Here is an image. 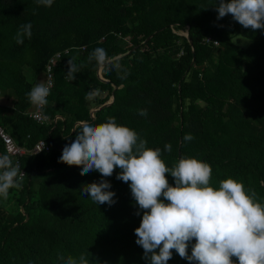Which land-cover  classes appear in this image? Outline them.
Wrapping results in <instances>:
<instances>
[{"label":"trees","instance_id":"trees-1","mask_svg":"<svg viewBox=\"0 0 264 264\" xmlns=\"http://www.w3.org/2000/svg\"><path fill=\"white\" fill-rule=\"evenodd\" d=\"M218 3L54 0L44 7L37 0H0V95L5 97L0 124L27 151L37 140L48 146L19 158L25 173L21 186L0 199V264H65L82 253L90 264H148L134 232L144 210L132 197L130 182L116 179L120 169L104 178L116 203L97 205L81 195V187L99 182L101 174L80 175V167L58 162L82 122L99 125L115 117L146 140L147 148L161 149L167 167L181 157L207 162L210 186L218 189L220 181L233 178L264 204V29L244 28L231 14L218 20ZM28 22L32 37L18 45L14 36ZM236 35L249 42L234 43ZM206 37L217 45L204 42ZM98 47L119 60V74L100 68L98 77L95 62L88 61ZM56 52L61 56L42 109L49 121L39 124L27 116L33 80L24 69L44 77L45 63ZM70 58L80 69L72 81L65 78ZM125 71L126 78H119ZM93 89L97 95L86 100ZM140 109H147V116H140ZM189 133L194 139L185 142ZM167 143L171 153L164 151ZM166 177L175 186L174 178ZM194 243L189 242V255ZM172 251L167 264H190Z\"/></svg>","mask_w":264,"mask_h":264},{"label":"clouds","instance_id":"clouds-1","mask_svg":"<svg viewBox=\"0 0 264 264\" xmlns=\"http://www.w3.org/2000/svg\"><path fill=\"white\" fill-rule=\"evenodd\" d=\"M53 2L37 0L44 7H51ZM215 7L218 20L231 14L244 28L264 29V0H219ZM31 37L32 24L28 22L20 26L14 40L21 45ZM88 61L106 72L115 69L119 74L121 70L119 60L108 57L103 48L89 53ZM68 66L65 78L72 81L80 69L73 58ZM126 76L125 71L119 78ZM49 94L50 89L38 83L26 95L32 105L43 108ZM95 95L96 91L90 90L85 99L91 101ZM138 114L147 116V109L138 110ZM81 128L75 140L64 146L58 162L80 167V175L93 171L101 174L99 182L81 187V195L97 205L116 203L115 193L109 191L111 183L104 178L120 169L116 179L130 182L132 197L144 210L134 232L148 264H167L172 250L190 264H233L232 257L238 264H264V204L257 202L253 190L246 191L243 183L233 178L220 181L218 189L210 186L212 168L196 158L181 157L167 167L161 149L147 148L146 140L129 127L118 125L115 117L99 125L82 122ZM193 139L190 133L183 137L185 142ZM164 151L171 153L172 145L165 144ZM23 174L8 155L0 156V199L6 200L11 188L21 186L19 177ZM166 174L174 178L175 186L169 185ZM58 258L65 259L62 255ZM65 264L90 262L82 253L78 260L69 256Z\"/></svg>","mask_w":264,"mask_h":264},{"label":"built area","instance_id":"built-area-1","mask_svg":"<svg viewBox=\"0 0 264 264\" xmlns=\"http://www.w3.org/2000/svg\"><path fill=\"white\" fill-rule=\"evenodd\" d=\"M204 42H206V43L212 42L213 45H217V41L212 40L210 37H206L204 39ZM81 49H83V47H81ZM64 52H66V50H64ZM60 56H61V54L59 52H56L53 55H51L45 63V69L43 72V76H44L43 77V84L46 87H48L49 89L52 87V84H53L52 67H53L54 63L60 58ZM42 109L43 108H38V107L33 105V108L27 112V116L39 124L47 123L49 121V119L46 115L43 114ZM0 141L2 144V148H3V151L0 152V156L8 155L11 158L12 165L14 167H17L18 169H20L21 172H24V171L20 167L19 158L23 154H25V153H38L40 151L48 150V146L46 145V143L43 140H37L28 151L24 147L16 145V143L13 141L11 136L3 129L1 124H0ZM23 175H21L19 177V180L23 177Z\"/></svg>","mask_w":264,"mask_h":264},{"label":"rangeland","instance_id":"rangeland-1","mask_svg":"<svg viewBox=\"0 0 264 264\" xmlns=\"http://www.w3.org/2000/svg\"><path fill=\"white\" fill-rule=\"evenodd\" d=\"M180 34L185 36L186 32L182 31ZM232 41L234 43H237L240 46H245L249 42V39L242 37V36H239V35H236L235 37L232 38ZM24 74L28 80H33L32 88L38 83H43V77L41 74L37 75L36 77H33L32 72L30 70H28L27 68L24 69Z\"/></svg>","mask_w":264,"mask_h":264},{"label":"crops","instance_id":"crops-1","mask_svg":"<svg viewBox=\"0 0 264 264\" xmlns=\"http://www.w3.org/2000/svg\"><path fill=\"white\" fill-rule=\"evenodd\" d=\"M5 102V97L0 95V103H4Z\"/></svg>","mask_w":264,"mask_h":264},{"label":"water","instance_id":"water-1","mask_svg":"<svg viewBox=\"0 0 264 264\" xmlns=\"http://www.w3.org/2000/svg\"><path fill=\"white\" fill-rule=\"evenodd\" d=\"M185 36H186V35H185ZM188 42H189V44H191V41H190V40H188ZM99 70H100V68L98 67L96 73H97L98 77L100 78V76H99ZM100 79H101V78H100Z\"/></svg>","mask_w":264,"mask_h":264}]
</instances>
